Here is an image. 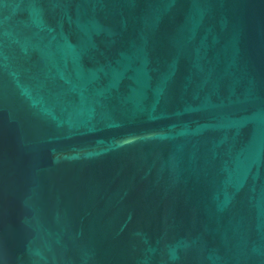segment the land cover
<instances>
[{
    "label": "water",
    "instance_id": "1",
    "mask_svg": "<svg viewBox=\"0 0 264 264\" xmlns=\"http://www.w3.org/2000/svg\"><path fill=\"white\" fill-rule=\"evenodd\" d=\"M0 264H264V0H0Z\"/></svg>",
    "mask_w": 264,
    "mask_h": 264
}]
</instances>
